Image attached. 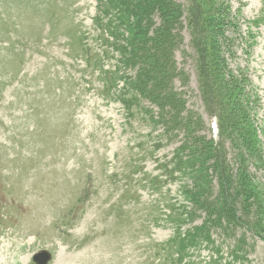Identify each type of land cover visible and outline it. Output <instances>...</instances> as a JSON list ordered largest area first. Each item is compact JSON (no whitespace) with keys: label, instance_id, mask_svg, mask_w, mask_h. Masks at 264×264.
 I'll return each mask as SVG.
<instances>
[{"label":"rangeland","instance_id":"obj_1","mask_svg":"<svg viewBox=\"0 0 264 264\" xmlns=\"http://www.w3.org/2000/svg\"><path fill=\"white\" fill-rule=\"evenodd\" d=\"M98 1L0 0V264H35L42 252L46 264H264V234L235 227L233 254L225 221L214 217L208 235L183 241L205 215H194L185 194L198 168L179 166L188 159L180 136L125 101L130 93L112 71L126 31L97 12ZM174 1L182 17L173 56L183 75L173 85L194 115L192 130L218 140L207 99L221 98L212 75L230 70L264 157V0H218L230 23L216 53L190 45L192 0ZM152 21L160 25L157 14ZM209 62L207 75L200 66ZM247 164L264 197V165Z\"/></svg>","mask_w":264,"mask_h":264},{"label":"trees","instance_id":"obj_2","mask_svg":"<svg viewBox=\"0 0 264 264\" xmlns=\"http://www.w3.org/2000/svg\"><path fill=\"white\" fill-rule=\"evenodd\" d=\"M217 2L192 0L186 12L188 23L196 30L190 45L196 49L202 43L200 50L203 53L218 51L216 38L221 34L223 25L230 23L225 20V9L228 7H222ZM96 10L105 16L111 13L117 20L116 30L123 28L126 31L123 43L115 47L121 67L117 72L112 71L117 78L123 79L124 95L130 93L129 100L126 98L125 101H132L140 110H147L150 122L160 126L165 134L180 136L178 141L181 145L178 148L185 152L188 159L179 166L184 168L192 164L198 168L190 169V177H193L192 172L196 173L194 180L185 186V194L193 204L194 215L197 216L196 210L205 215L202 224L191 228L193 231L186 234L183 241L208 235L211 217L217 225L225 221L221 233L230 239L228 244L233 254L240 250L238 246L241 245V234L237 235L235 227L251 228L255 237H261L264 234V197L261 196L260 185L254 180L255 175L246 169L247 163L254 160L264 165V157L256 152L259 147L255 116L248 113L250 108L240 104L242 82L234 79L235 75L230 70L225 79L222 73L219 78L216 73L212 75L214 83L211 84L219 86L216 93L221 98L216 100L213 94L215 101L209 102L207 93L204 94L210 117L216 118L218 140L212 137L206 139L192 130L188 118L194 115L184 112L185 99L173 85L177 74L183 75L177 69L173 56L180 40V5L174 0H99ZM154 14L160 18L157 27L152 21ZM219 59L224 61L223 57ZM209 65L210 62L204 63L200 70L208 75ZM144 104L147 106H142ZM153 104L159 106L158 111L153 110ZM229 161L233 165L240 164L245 171L240 168L232 171ZM252 238L251 235V241ZM185 245H189L188 242Z\"/></svg>","mask_w":264,"mask_h":264},{"label":"water","instance_id":"obj_3","mask_svg":"<svg viewBox=\"0 0 264 264\" xmlns=\"http://www.w3.org/2000/svg\"><path fill=\"white\" fill-rule=\"evenodd\" d=\"M50 256L46 252L38 253L33 256V261L36 264H46Z\"/></svg>","mask_w":264,"mask_h":264}]
</instances>
